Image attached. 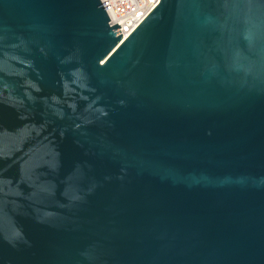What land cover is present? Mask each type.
<instances>
[{
  "label": "water",
  "instance_id": "95a60500",
  "mask_svg": "<svg viewBox=\"0 0 264 264\" xmlns=\"http://www.w3.org/2000/svg\"><path fill=\"white\" fill-rule=\"evenodd\" d=\"M0 0V264H264V0Z\"/></svg>",
  "mask_w": 264,
  "mask_h": 264
},
{
  "label": "built area",
  "instance_id": "2783aa9c",
  "mask_svg": "<svg viewBox=\"0 0 264 264\" xmlns=\"http://www.w3.org/2000/svg\"><path fill=\"white\" fill-rule=\"evenodd\" d=\"M111 25H120L116 31L122 33V40L142 22L159 0H101Z\"/></svg>",
  "mask_w": 264,
  "mask_h": 264
}]
</instances>
